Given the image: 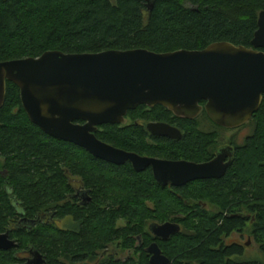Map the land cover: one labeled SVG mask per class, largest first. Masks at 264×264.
Masks as SVG:
<instances>
[{
    "label": "trees",
    "instance_id": "obj_1",
    "mask_svg": "<svg viewBox=\"0 0 264 264\" xmlns=\"http://www.w3.org/2000/svg\"><path fill=\"white\" fill-rule=\"evenodd\" d=\"M262 10L264 0H0V62L53 50L162 53L202 50L222 41L251 47ZM200 115L209 130L201 128L198 117L139 105L127 112L128 125L104 124L95 136L143 156L202 162L213 156L225 128L205 110ZM149 119L177 127L181 137L150 136ZM249 125L252 131L243 144L231 141L235 151L222 178L162 187L149 169L137 173L129 162L108 163L46 135L29 120L18 87L7 81L0 108V230L16 218L19 207L28 220L43 212L69 216L64 231L42 223L29 235L17 231L37 248L49 241L50 264H60V257L64 264H150L146 247L155 241L170 264H264L243 261L241 246L224 240L248 227L264 255V95L242 127ZM76 181L91 197L87 204L68 200ZM192 201L222 208L205 213L190 206ZM118 220L125 224L117 227ZM167 221L180 231L165 241L155 239L148 226ZM110 245L130 255L99 260ZM3 260L0 264H12Z\"/></svg>",
    "mask_w": 264,
    "mask_h": 264
},
{
    "label": "water",
    "instance_id": "obj_2",
    "mask_svg": "<svg viewBox=\"0 0 264 264\" xmlns=\"http://www.w3.org/2000/svg\"><path fill=\"white\" fill-rule=\"evenodd\" d=\"M7 81L18 87L22 107L33 124L95 158L115 165L130 162L137 172L150 167L162 187L219 179L231 164V147L222 148L207 162L167 160L116 148L99 140L95 131L104 124H122L127 112L139 105H161L175 116L193 119L199 115L202 101L209 118L221 127L232 129L248 123L264 95V10L258 14L251 47L222 41L202 50L162 53L147 49L53 50L39 57L1 61L0 108ZM146 129L151 135L174 140L181 136L178 128L164 122H149ZM149 231L165 241L180 226L151 223ZM7 236L0 234L1 250L13 246ZM146 251L151 255L150 264H170L157 243Z\"/></svg>",
    "mask_w": 264,
    "mask_h": 264
},
{
    "label": "flooded vegetation",
    "instance_id": "obj_3",
    "mask_svg": "<svg viewBox=\"0 0 264 264\" xmlns=\"http://www.w3.org/2000/svg\"><path fill=\"white\" fill-rule=\"evenodd\" d=\"M200 105H201L202 109H201L199 115L202 113L203 110H205L204 109L205 102L204 101L200 102ZM198 116H196V117H198ZM195 118H193V119H195ZM149 122H159V121H149ZM149 122H146V125ZM146 125H145V127H146ZM242 126H240L238 128H241ZM225 129H230V128H225ZM233 129H237V128H232V130ZM149 135L152 137H162V136L151 135L150 133H149ZM165 138H168V137H165ZM168 139H170V138H168ZM171 140H174V139H171ZM175 140H178V139H175ZM229 147L232 148V157H233L234 151H235V146L233 143H229V144H225V145H221V146L216 147L214 150L213 156L209 160L202 161V162H207V161L212 160L217 155L219 150H221L222 148L228 149ZM141 156H143V155H141ZM147 157H151V156H147ZM232 157H231V159H232ZM154 158H158V157H154ZM159 159H165V158H159ZM228 159H229L228 157L225 158V161H228ZM167 160H173V159H167ZM180 160H185V159H180ZM186 161H189V160H186ZM196 163H201V162H196ZM130 165H131V163H130ZM131 167H132V165H131ZM132 169L134 170L133 167H132ZM147 169H149L152 172L150 167H147L146 169H144L143 171H140V172H137L135 170L134 171L137 173H141ZM152 175H153V173H152ZM153 178H154V176H153ZM204 180H212V179H204ZM77 181L72 184L73 185V193L68 196L69 197L68 200H70L72 202L77 201L78 204H82V203L87 204L88 202H90L91 197L88 195L87 190L85 188H83V186ZM195 181H199V180H195ZM185 185H183V186H185ZM166 187L176 188V187H182V186H166ZM202 205L205 206V204H202ZM55 215H56L55 212H52L49 214L46 212H43V213L37 214L36 218L28 220V218L26 216H24L23 211L21 210V207H19L18 211H17L16 218L11 219L8 222V224H6L3 227V230H0V234H7L8 240L13 242V246L11 248H9L7 250H1L0 249V261L4 262L3 259L5 258L7 263H12V264H50L51 259L48 255L49 249L47 248L49 245V243H48L49 241L43 242V246L41 248H37L32 244V242L30 240L25 241L22 237H20L21 233H18L17 231H22V234L29 235L30 232L36 226L40 225V223L44 224V226H47V228L50 226L51 227L55 226L59 230H62V231L66 230L67 226H68L69 216L56 217ZM33 221H36V223L35 224L32 223ZM64 221H66L65 224H62ZM47 224H49V225H47ZM23 230H25V231H23ZM148 231H149V226H148ZM46 236H48V235H46ZM153 237L158 240V238H156L155 236H153ZM232 241H235V240H229V243H233ZM235 242L237 244V241H235ZM152 243H156V241L152 242ZM139 244H140V242H139ZM149 246L150 245H148L146 247V249ZM146 253L149 255V260H150L151 255L147 251H146ZM129 255H130L129 252H127L126 254H123L121 252L119 253L118 251H114L112 245H110V246H107V248L101 253L99 260H102L103 258H108V257H116V259H123L124 257L127 258ZM63 261H64L63 257L58 258V262L60 264H64ZM82 264H97V262L96 261H91V262L86 261V263H82Z\"/></svg>",
    "mask_w": 264,
    "mask_h": 264
},
{
    "label": "rangeland",
    "instance_id": "obj_4",
    "mask_svg": "<svg viewBox=\"0 0 264 264\" xmlns=\"http://www.w3.org/2000/svg\"><path fill=\"white\" fill-rule=\"evenodd\" d=\"M199 120L201 121V128L208 129L210 127L209 122L204 118L203 115L198 116ZM149 121H152V119H149ZM130 123V120H126L122 123V125H128ZM209 130V129H208ZM252 127L245 126L237 129H223L219 132L218 135V142L216 143V147L229 144L231 141H233L237 145L243 144L245 138L251 133ZM197 203V204H196ZM202 204H205L203 206ZM190 206H195V209H198L199 211L203 210L205 213L210 214H216L221 211L220 205L215 206V204H210L209 202H196L192 201L189 204ZM253 219V218H252ZM66 221H64L62 224H65ZM170 222V221H167ZM165 223V222H164ZM125 223L123 220H118L116 223L117 227L123 226ZM162 224V223H160ZM235 240L237 241V244L241 246V254H242V260L243 261H257V262H263L264 263V255L261 251L260 244L255 240L253 235L251 234L250 229L247 227L244 230L241 231H234L227 239L224 240ZM235 241H232L236 243ZM248 243V245H247Z\"/></svg>",
    "mask_w": 264,
    "mask_h": 264
}]
</instances>
